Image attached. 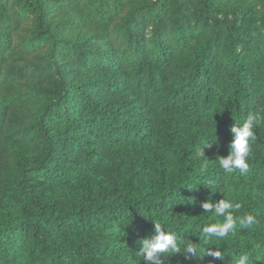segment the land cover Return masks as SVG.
<instances>
[{"label": "trees", "instance_id": "16d2710c", "mask_svg": "<svg viewBox=\"0 0 264 264\" xmlns=\"http://www.w3.org/2000/svg\"><path fill=\"white\" fill-rule=\"evenodd\" d=\"M258 109L264 0H0V264H146L152 219L264 264V124L216 161ZM221 191L257 224L207 245Z\"/></svg>", "mask_w": 264, "mask_h": 264}, {"label": "clouds", "instance_id": "9594fccd", "mask_svg": "<svg viewBox=\"0 0 264 264\" xmlns=\"http://www.w3.org/2000/svg\"><path fill=\"white\" fill-rule=\"evenodd\" d=\"M261 124H264V109H258L255 113L249 114L242 123L237 121L231 127L233 138L228 146L229 155L219 156L216 159L218 167L226 174H231L236 170L242 173L248 172L252 145L257 140L256 129ZM208 168L209 160L205 159L200 164L199 172L203 174ZM208 188L213 193L216 192L211 186ZM221 193L223 198L215 203L209 199L201 204L204 213L213 214L215 220V222L205 224L197 235L200 241L202 240L207 245H215L213 241L226 239L237 229L249 230L257 224V219L252 213L245 212L239 216L235 215L242 208V204L229 199L223 191ZM152 220L154 221V232L140 241L142 248L137 252L146 264H164L165 258L177 253H182L189 258L208 255L215 259H224V254L219 248L213 250L196 243L180 241L175 231L163 227L155 219ZM232 264H252V261L249 254L242 251L238 255L233 253Z\"/></svg>", "mask_w": 264, "mask_h": 264}]
</instances>
